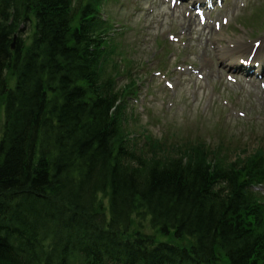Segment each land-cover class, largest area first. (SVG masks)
<instances>
[{"label": "trees", "instance_id": "trees-1", "mask_svg": "<svg viewBox=\"0 0 264 264\" xmlns=\"http://www.w3.org/2000/svg\"><path fill=\"white\" fill-rule=\"evenodd\" d=\"M77 6L0 0V264H107L120 253L132 264H264V210L240 184L245 173L259 180L264 161L230 170L198 150L157 157L149 137L130 139L121 91L103 77L94 9ZM136 212L194 243L129 245Z\"/></svg>", "mask_w": 264, "mask_h": 264}, {"label": "rangeland", "instance_id": "rangeland-1", "mask_svg": "<svg viewBox=\"0 0 264 264\" xmlns=\"http://www.w3.org/2000/svg\"><path fill=\"white\" fill-rule=\"evenodd\" d=\"M85 1L89 2L90 0ZM110 1L111 0H109L104 7L102 3L99 11H102L103 14L105 13L107 17V9H112L114 16H112L111 19L115 20L113 23L119 22L123 25L124 29L128 28L121 37L122 41L118 42L116 40L119 46L114 48L113 52L123 62L121 69L124 72H129L131 75L143 80L148 74L146 72L143 73V76L138 74L143 72L140 70V66H149V61L151 59H156V57L161 58V56L155 55L154 50L161 41L160 37L169 32V24L171 23L168 24L166 18H161L157 21L156 16L142 12L139 17L135 18L137 22V26L135 27L133 25L135 20L134 22H130L132 17L130 15L131 9L130 13L121 19L120 16L117 15L116 4H110ZM246 2V7L242 11H238L235 18L230 20L229 29L227 31L230 41L244 40L250 35L255 37L258 35L257 33L264 34V22H261L264 19V0H246ZM238 19H242L239 23L240 26L233 24V22H236L235 20ZM185 25H187V22L184 23V26ZM234 27L236 30H233ZM178 28L179 25H174L171 31L176 32ZM102 29V26L98 28L100 31ZM194 33H196V31ZM151 36L153 40L150 42L149 38ZM145 37L146 41H144ZM154 37H156V39H154ZM157 38L158 42H155ZM168 47L171 48V46ZM197 49H199L198 52L200 53L210 54L211 52L205 48V46L201 48L197 46ZM169 62L173 64V61L165 58L166 65H169ZM163 66L164 61L161 59L159 67L150 69H159L163 68ZM132 79L133 77L128 78L124 76L122 82L118 86L121 87L122 85H126ZM6 81L12 86L13 80L9 73L6 75ZM249 93H251V91H243L237 97L238 103L245 108L234 102L235 108L238 111H242L244 114L251 115L252 117L244 119L231 116L230 112H225V109L219 105L220 103L215 104L213 107L211 106L208 110H204L200 106L193 109H183L185 113H182L178 111L177 104H175L174 108L168 110L160 105L158 101L153 104L147 102L145 112L142 114L138 111V107L134 104V101H130L128 105L129 109H132V111L137 114V119L131 123L130 128L137 133H145L156 139H166L168 143L181 144L188 141L193 142L198 139L204 140L203 142L207 145L210 143L211 145L209 146L211 147L221 145L223 149H229L231 157L243 154L242 151H245L246 156H249L260 147H264V121H256L257 115L264 120V98L263 100L257 101L256 98L252 97L251 94L249 95ZM140 95L141 94H139V96ZM227 95L228 94L225 92L224 97H228ZM255 95L258 94L256 93ZM158 98L163 97L157 95V99ZM2 115L3 106H0V132L2 129ZM158 119H161V121L164 119L165 122L162 124ZM258 193L261 200L264 201V187L258 188ZM99 201L103 206L106 202L105 196H100ZM103 210L105 211L106 209L103 208ZM138 217L140 216H135L134 221L131 223V226H129V231L134 232L135 230L142 229L143 233L150 234L151 231L149 230L150 226L148 222L141 219L139 220ZM157 238L161 239L159 236H157Z\"/></svg>", "mask_w": 264, "mask_h": 264}]
</instances>
